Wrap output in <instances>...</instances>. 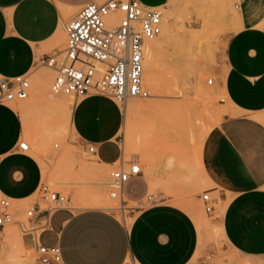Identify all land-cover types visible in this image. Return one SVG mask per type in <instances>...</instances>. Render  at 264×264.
<instances>
[{
    "label": "crops",
    "instance_id": "0c3cea01",
    "mask_svg": "<svg viewBox=\"0 0 264 264\" xmlns=\"http://www.w3.org/2000/svg\"><path fill=\"white\" fill-rule=\"evenodd\" d=\"M89 1L93 0H0V75L31 72L32 77L34 69L45 67L40 58L64 49L66 19ZM141 1L163 5L169 0ZM234 1L231 20L236 27L228 36L224 66L218 70L229 108L202 147L200 184L209 185L205 190L213 195L214 210L223 201L218 226L228 244L239 253L260 257L264 256V0ZM58 104L63 111L71 108V128L85 145L95 144L99 164L112 166L125 154L120 143L126 112L106 95L75 99L71 106L69 100L41 88L19 106L0 101V197L7 196L11 205L30 201L44 182L42 164L30 151H22L19 142L27 132L34 137L39 131L36 126L42 123L38 119L44 108ZM156 182L155 178L151 184ZM151 184L142 171L125 182L123 193L128 201L141 200ZM175 190L172 182V202L130 209L129 223L111 209L89 207L54 211L49 225L35 237L7 231L5 224L0 227V258L13 244L36 250L41 243L61 248V261L50 264H127L128 259L134 264H188L202 247L203 237L193 216L173 202ZM38 221L31 220L34 225Z\"/></svg>",
    "mask_w": 264,
    "mask_h": 264
},
{
    "label": "rangeland",
    "instance_id": "374dc122",
    "mask_svg": "<svg viewBox=\"0 0 264 264\" xmlns=\"http://www.w3.org/2000/svg\"><path fill=\"white\" fill-rule=\"evenodd\" d=\"M167 4L169 10L166 15L164 10V21L174 15V34L169 44L158 52L163 86L159 91H152L146 84L144 69V86L149 96L129 99L120 144L126 157H138L150 184V173L154 170L152 173L157 182L151 184L147 194L157 193L159 202H172L171 184L175 182L173 202L193 216L201 239L203 237L202 247L188 264H264V256L239 253L224 239L218 226L223 201L215 204L216 209L208 213L201 198L209 186L200 184L204 180L200 172L202 147L208 133L215 130L229 108L219 86L218 70L224 66L228 36L236 27L231 20L235 17V1L169 0ZM65 41L66 33L62 47ZM146 59L145 68L146 64L148 66ZM38 74L42 79L36 78ZM55 74L52 68L38 66L33 70L29 97L13 104H25L41 88L50 94ZM209 78H213V82L210 83ZM58 97L67 98L71 106L75 101L72 95ZM40 115L38 120L42 123L36 126L39 131L34 137L27 132L25 139L31 144L30 152L42 164L44 182L65 194L73 211L103 207L113 210L127 223L131 222L130 209L136 208V201H128L129 208L125 214L115 208L119 202L110 197L108 185L112 167L99 164L98 156L89 152L87 145L71 128L68 111H63L58 104L44 108ZM23 117L28 129L26 113ZM118 162L119 158L114 164ZM35 202L42 207L47 205L36 193L26 203L12 204L13 218L25 222L27 227L33 226L26 209ZM10 229L23 235L17 222H7L6 230ZM0 264L41 263L35 248L25 246L20 249L13 244L11 250L0 258ZM127 264L134 262L128 259Z\"/></svg>",
    "mask_w": 264,
    "mask_h": 264
},
{
    "label": "built area",
    "instance_id": "2783aa9c",
    "mask_svg": "<svg viewBox=\"0 0 264 264\" xmlns=\"http://www.w3.org/2000/svg\"><path fill=\"white\" fill-rule=\"evenodd\" d=\"M164 5V4H163ZM163 5H148L141 0H93L84 4L66 22V44L60 52L48 53L39 60L40 64L56 71L50 86L53 95H72L75 99L91 94H102L113 99L125 112L132 97H147L144 86L146 43L154 40L163 29ZM208 81L213 82V78ZM31 72L16 76L0 75V101L10 103L29 97ZM22 151H30L27 139L19 142ZM89 152L97 150L95 144L87 143ZM109 171V195L117 199L123 214L128 210V199L123 193L125 182L133 175L142 173V163L137 156L123 154L119 162ZM47 205L39 202L26 209L28 220L39 219L37 224L27 227L15 220L11 200L0 197V227L7 222H17L23 233L37 236L39 230L49 225L51 214L69 208V198L49 183L42 182L36 192ZM208 213L214 211L213 197L209 190L201 195ZM156 193L136 201V207L158 203ZM39 262L50 264L61 261L58 244L36 247Z\"/></svg>",
    "mask_w": 264,
    "mask_h": 264
},
{
    "label": "bare ground",
    "instance_id": "6f19581e",
    "mask_svg": "<svg viewBox=\"0 0 264 264\" xmlns=\"http://www.w3.org/2000/svg\"><path fill=\"white\" fill-rule=\"evenodd\" d=\"M163 6L165 7V15H166L167 11L169 10V6L167 3L164 4ZM168 17H169V15H168ZM164 18H165V16H164ZM173 19H174V15L171 16L168 21L166 19V21H164V24H163L162 32L157 36L158 38L156 37L154 40H151V42L148 41L149 43L148 42L146 43V57L145 58H147L146 60L148 61V66L146 64V68H144V69H146L145 70V72H146V74H145L146 84L151 90L153 89L152 91H156L163 86L164 79L162 77L163 74H162V76L160 75L161 74V72H160L161 68H160V62H159V58H158V52H159L160 48H163L167 44H169V40L174 34ZM36 78L42 79V75L38 74ZM154 89H156V90H154ZM24 100H26V99H24ZM19 101H23V100H19ZM13 102L15 103V101H13ZM128 102H129V100H128ZM65 106H67V105H65ZM127 106H128V103H127ZM127 106H126V113L128 111ZM68 107H66V108H68ZM66 111H71V108H70V110H66ZM126 113H125V115H126ZM152 172L150 173V174H152L151 175V177H152L151 182H154L155 178L153 177L154 175ZM97 204H100V203H97Z\"/></svg>",
    "mask_w": 264,
    "mask_h": 264
}]
</instances>
